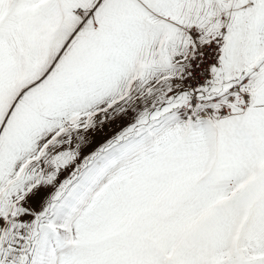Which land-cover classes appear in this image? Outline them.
Segmentation results:
<instances>
[{
	"label": "snow or ice",
	"instance_id": "6c2138e0",
	"mask_svg": "<svg viewBox=\"0 0 264 264\" xmlns=\"http://www.w3.org/2000/svg\"><path fill=\"white\" fill-rule=\"evenodd\" d=\"M0 264H264V0H0Z\"/></svg>",
	"mask_w": 264,
	"mask_h": 264
}]
</instances>
